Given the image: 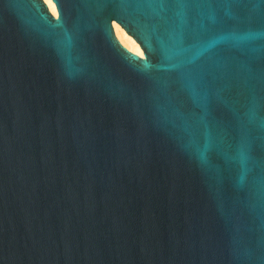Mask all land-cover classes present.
Masks as SVG:
<instances>
[{
	"label": "water",
	"instance_id": "obj_1",
	"mask_svg": "<svg viewBox=\"0 0 264 264\" xmlns=\"http://www.w3.org/2000/svg\"><path fill=\"white\" fill-rule=\"evenodd\" d=\"M50 1L0 0V264H264V0Z\"/></svg>",
	"mask_w": 264,
	"mask_h": 264
},
{
	"label": "bare ground",
	"instance_id": "obj_2",
	"mask_svg": "<svg viewBox=\"0 0 264 264\" xmlns=\"http://www.w3.org/2000/svg\"><path fill=\"white\" fill-rule=\"evenodd\" d=\"M44 2L47 4L51 13L56 15L57 14L56 8L51 3V1L44 0ZM114 30H115L116 37L118 38V40L121 42L123 46H125L129 51L141 57L143 56V51L141 50L138 43L130 35H128L123 28L117 27V24L114 23Z\"/></svg>",
	"mask_w": 264,
	"mask_h": 264
},
{
	"label": "rangeland",
	"instance_id": "obj_3",
	"mask_svg": "<svg viewBox=\"0 0 264 264\" xmlns=\"http://www.w3.org/2000/svg\"><path fill=\"white\" fill-rule=\"evenodd\" d=\"M54 15V14H53ZM55 17H57V14L56 15H54ZM125 47V46H124Z\"/></svg>",
	"mask_w": 264,
	"mask_h": 264
}]
</instances>
